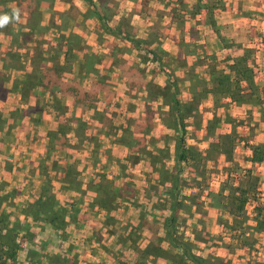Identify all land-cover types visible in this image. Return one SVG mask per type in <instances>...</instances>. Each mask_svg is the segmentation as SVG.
<instances>
[{
	"label": "rangeland",
	"instance_id": "rangeland-1",
	"mask_svg": "<svg viewBox=\"0 0 264 264\" xmlns=\"http://www.w3.org/2000/svg\"><path fill=\"white\" fill-rule=\"evenodd\" d=\"M93 1L95 3H98L99 0ZM126 1L127 0H119L118 2L117 0H100L101 3H105L106 12L102 10L99 14H92L89 12V9H91V0H43L41 2L45 3L42 6L39 7V4L41 2L38 4L39 10L40 8H42L43 10L41 12L38 10L39 15L37 17L31 18L32 22H29V26H26L27 28L24 27V22L26 20L25 5H22L21 3L16 4V2H13V0L10 4L11 7H15L18 9L19 17L17 18L16 24H10L9 28L4 30L7 33H4L3 30L0 31V53L6 56L7 61L6 64V61H0V75H2L3 77V83L6 88L11 86V88L13 89V86L16 85L18 77H23L22 75H24L25 73H29L33 66L34 60L38 57V59L41 60L40 67L42 69H60V72L58 71V73H56L54 70V73H51V75L57 76V78L62 81L59 85H57V89L59 92L56 93V95L62 100L60 106H58L61 107L62 112H58L57 114V112L55 111H50L52 114L49 116L46 115L47 118L43 120L41 118V115L45 113H43L42 108L35 107L34 95H30L28 99L25 101L23 100V102L22 99L18 100L17 97H14L10 95L11 93H9L6 98L2 100V103L0 104V113H2L5 120H9L13 124L15 123L18 129L17 131L15 129H13L12 131L11 140H13L14 142H10L6 138H3L4 141L8 143V145L10 144V147L7 145L9 149L3 146L0 148V164L5 161L6 156L9 157L8 153H10V155L13 154L14 158L17 159L18 163L21 165V170L23 172L21 173L20 177H13L11 175V177L9 176V178L5 175L3 177V174L1 173L0 177L4 179V183L6 182L7 186L9 185L8 182L17 183L20 181V187L23 188V195L28 196L27 200H33V195H39V190H36L37 184L41 182V185L44 179L51 178V191L53 192L54 197L59 202V204L63 206L70 203H75L76 208L78 206L80 209L75 214V219L73 218L72 221L69 218L68 214L66 215L65 213L61 218V221L64 222L63 226L60 227V229L53 230L50 229L49 226L43 225L44 223H42L40 220L36 221L29 219L27 217L28 211L26 212V207L28 205L24 208L23 205L20 204V199L19 204L22 208L17 203L13 204V202L10 201L11 199L9 200V197H13V191L9 192L10 190H6L2 192L3 194L5 193L4 196H6V198L8 199L6 200L4 198L5 200H3V205H1L0 207V212L4 213L3 215L8 216V223L6 226L12 227V223L16 220L19 221L21 226L24 223L25 224L19 229L15 228L16 226H13L10 231V234L15 235L14 245L17 246V248H15V258H9L6 247H4L0 251V264H46L51 256L57 257L54 262L58 264H166V256H168L169 258L172 257L171 253H173V251H170V247L166 246V243H162L164 241H159V236L156 235L158 233L157 231H160L162 233V230H160L162 229V220L164 218H168L169 216V212L167 209L169 200H167L168 196L165 195V193L168 192V188L167 185L165 186L163 182H167L170 175H172L176 170V158H174L175 155L173 154V150L176 147L175 139L176 135L179 134V131H174L170 128V122L172 118L170 119L168 117V119L164 121L163 117L165 115L161 116L163 112H161L160 110H156L157 112L155 113L158 114L160 118L159 123H164V126L162 128L158 127L157 130L154 129L155 127L151 126V132L159 138H156L155 141V138L151 139L150 137L147 139L146 145H141L142 147L145 146V149H149V151H155L156 154L160 156L159 158L161 159V161L156 163V171L152 170V163L149 162V158H153V156H155V153L152 155V152H148V156H146V153L142 152V154L138 156L136 152L139 147H137V143L133 142L132 140L131 150H129V154L126 155L122 149H119L120 147L122 148L123 144L122 141L118 139L119 137H116L114 141L117 142H113L112 144L108 143L109 139H105L104 148H98L97 151L91 153V156L89 155L90 151L88 150L90 146L89 144L84 142V138L82 135L81 137L74 136L76 137V139H73L72 136H68L63 145H55V149L53 148L52 150H49V147H51V141L47 143L44 142L45 144L42 143V140H46L42 138L44 133L47 132L45 131L47 128L55 130L58 123H62L66 119L72 120L73 117L71 116L75 114L79 115V117L87 121V133H89V135L91 136V119L89 118L90 114H88L91 113V105L93 103L91 102V95L90 100H88L87 102H83V96H81V98L79 99H75V93L69 94V98L68 96L63 97L62 95V93L68 91V85L70 84L76 85V87L82 89V91L85 92V88L88 86L91 76H83L85 75L84 73L81 74V72H77L76 69L79 67L77 64L81 61L78 56L74 59H70L69 61H65L63 59L62 52L53 54V48H55L54 44L56 43V38L59 34L64 33V31L67 32L69 29H73V32L76 36L78 35V32L82 38L88 41V48H84L86 49V52L88 51L89 54L91 52V37H96L101 31L108 33L109 36H111L110 38L113 42L125 44L126 40H124V38L127 39V37L129 36L135 38L136 35H138V37H142L141 30L152 28L150 37H159L162 40L166 38V40L168 41L170 37L168 38L169 35L165 30L163 31V29H169L167 26L171 25L174 22L175 31H173L177 33V42H181L178 44L179 46L180 44H184L182 43L183 39L180 40V38H183L184 35H186V37L188 38L189 34L191 36H195L197 34L196 36H198V32H200L204 38H207L208 36L206 31L209 29L208 31L210 32L211 27H214V29L217 28L216 31L219 32H224L225 29V27L216 24L217 21H220V15H218V13L223 14L220 11L221 9L223 10L222 5L225 3L223 0H210L211 3L209 4V8L212 7V13L214 14L213 17L216 22H214V26H212L208 20L205 22L197 18L198 20H195V24L199 26V28H196L197 32L193 30V28H191L192 26H190L194 15H191L190 9L181 7L183 5L185 6V4L188 3L189 0H142V8L139 9L138 7V10H136L137 13H133V11L130 12V10H132L133 8L128 5L129 1H127V3ZM157 3L161 6L160 8ZM179 3L180 7L177 8V5ZM0 9H2L1 6ZM64 13L66 14L64 15ZM91 16L96 19H91ZM66 17H68L69 19ZM95 21L96 25L101 24V29L99 28L98 32L96 30V32L94 33L92 26L93 22L95 23ZM106 24L108 25V28L104 27V25ZM66 27L68 29H66ZM110 27L113 29L123 28V30H119V35H116V33L114 34L113 32H109L108 29ZM193 27H195V25ZM32 28L36 32L30 38L24 37L23 32H29ZM135 30H137V32ZM262 32L264 33L263 28ZM256 33H260V38L254 43V45H252L251 53L259 58L260 53L264 48L263 34L261 36V32L258 29L256 30ZM113 37L116 38V40H114ZM77 38L81 39L78 36ZM207 40H209V42L211 41L210 39ZM204 46L207 47L208 51L211 50V52L213 51L218 53L215 54L216 56L206 54L207 56L204 57V52L203 56H201L199 59H196V64L193 66V69L190 72L186 71L189 68L185 70V76L191 75L192 81L197 86H203L204 84H206L204 75H206L207 77V74H211V72L213 73V71H222L224 73L233 75V72H231L229 66L236 65L237 67H240L241 65H239V63H235L236 60H245L246 66L253 71V94H255L256 101L259 100L258 103L261 102V99L258 95V89H261V91L264 92V77L258 78L259 71L258 69H256L258 64H260V61L255 62L258 63L257 65L255 63L248 64L247 60H249L250 57H253L251 53L249 55L247 52L243 54V56H236V54H232L233 56H229V54L225 55L219 52V50L221 49L220 45L212 44L210 46H207L205 44ZM132 48L135 49V52L137 51L136 53L139 54V58L144 62L143 64L141 63V65L138 66L137 69H143L144 73L146 74H150L153 72L157 74L161 72L169 73L173 71V67L176 68L178 65H180V62L176 63V58H174V63L171 64L173 58L168 53L169 51L174 52V49L173 45L171 47L169 43L162 45L161 47L158 46L155 49L158 60H160L161 62V68L160 63L153 58V53L150 48L146 47L143 44L142 46H140L138 42L136 43V46L132 45ZM152 49H154V47H152ZM173 55V57H176L177 53H173ZM14 56H17L18 59L16 60ZM146 61L148 62L147 66H145ZM8 63L9 65H7ZM129 63L130 60H128L127 65L131 66V64ZM55 65L57 67H55ZM195 66H197L198 68ZM204 66H206V68ZM158 67L160 69H157ZM254 69L257 71L256 73ZM149 71L150 73H148ZM258 80L261 81V86H258ZM115 81L118 82L119 78H116ZM242 83L241 85H243ZM17 87H19V83L17 84ZM113 89L118 90V87L114 86ZM241 89V91H244L246 89L248 90L249 88L243 85ZM240 92L238 94L239 97L236 98L235 101H240L239 99L243 97V94H246ZM106 102V113L109 115V118H106L107 122L109 120L112 123L114 120L116 122H119V120L122 119V116L127 114L128 107H126L125 103H122L120 99L117 100L114 97H110V99L106 100ZM191 102L192 101L190 100V103ZM94 103L99 107L95 108L96 110H94V112H102V103L98 104V102L96 101H94ZM133 103L137 102L133 101ZM83 107H85L86 109H84ZM212 107H214V110H212ZM213 112L216 113L215 115L216 117H218V119H221V124L219 123L220 125H218V127L221 128L220 131H222L223 133H228L230 131V125L228 124V122H230L235 129L234 131L237 132L238 135H240L242 140L245 137H251L249 135L251 128H258L257 126H255V120H253L252 116L249 115L247 118L244 113H241L240 115H242V118H238V111L236 109L229 110V113L231 114V117L233 119L230 118V116L226 117V115L224 114L226 111L224 109H218L214 105H206L202 110H200V112L199 110H190L188 115L185 116L184 121L188 119L190 114L194 116L197 115L198 117L195 118V122L198 124L196 126L192 124L193 128H188L187 132L184 133V136L186 137L187 141H189V144H193V148L196 147L195 149L197 151L200 150V152L204 153L205 149L208 148V146H211L212 142L208 140V137L211 139V133L213 132L212 128H214L219 121H214L215 119L212 120ZM66 113L67 116H65ZM146 114L148 115V113ZM149 116V118L151 119V115ZM208 119H210L211 121L207 124ZM32 121H40L37 130H35V134L30 133V135H33V140L36 139L38 141V144H36L34 148H37L38 150L40 149V151L43 150L41 151L40 156H38V163L42 165L36 164V166H34V163H31L28 166L22 156L24 150L27 149L25 148L26 145L24 143L27 142V139H29L30 135H28V132L31 131H27V129H25V131L23 128L29 127ZM44 121L45 123L43 124L42 122ZM154 123L158 125L157 120L154 121ZM192 123L194 122L192 121ZM184 125H186L185 122ZM165 127L167 129V132L165 131ZM104 129V133L105 131L107 132V128ZM110 129H112L111 125L109 127V130ZM20 130H24V132H19ZM96 130L97 129H95V131ZM132 130L136 132L135 128H133ZM130 131H124L126 132L124 136L125 138H131L133 135H135L134 132L133 134H131ZM262 131L263 130L261 129V132ZM168 134L170 136H168ZM164 135L169 137L167 139L170 151L168 154L157 153L158 150L153 147L154 142H157L158 139H160V141H164ZM0 137H2V135H0ZM20 137H22L23 143L20 142ZM78 139L81 140L79 141ZM158 144L162 145L161 142H158ZM61 146H68L70 147V149L69 151L63 148L59 149V147ZM108 149H113V154L118 155L117 157H122V161L117 163L113 158H106L105 155L112 152ZM141 150L143 151V149ZM44 151H46L45 154ZM91 151L94 150L91 149ZM71 153L73 154V157L70 156ZM56 155H58V161H55L54 163H56L58 167L54 166L49 172H47L48 170L44 169L45 159H43V162L41 163L42 158L45 156L53 157ZM112 157L115 156L113 155ZM146 158H148V160H146ZM162 160L165 163H162ZM50 162L51 161L49 160L45 162L47 167H49ZM214 163L217 164L219 170L222 169V159H220V157H218L217 160L214 161ZM232 164L233 163L228 164L226 168L228 170L223 171L225 172L223 181L225 180L226 183L231 182L236 186L237 183H239L238 175L240 174L238 173V175L236 176L235 174H231V171L237 173V170H239H233ZM200 165L201 164L199 162L197 169H193L191 164L185 168L182 165V172L180 173V179L182 181L180 186V196L183 198V201L182 206L180 205L179 209L177 210L175 225L177 227L178 237L191 243L194 246L193 252H195L196 255L206 257L209 261V264H219V261L213 258L209 260L208 256H205L207 249L211 247V245H215L216 241H219V239H216V237L214 236L215 234H210V232L208 231L198 229L197 227L200 226L192 222V220L197 219V215L205 211L204 203H201V197L207 199L209 198L207 196L208 192L217 193L222 189L223 186H218L217 188H215L216 191L209 189V187L213 188L215 186L214 184H216L217 182L220 183V181L218 180H220L222 173L215 174L211 169L210 164L202 168H200ZM85 166L88 167V173L86 172ZM62 171L65 173V178H61L63 174ZM77 171L79 174H77ZM53 173H55V175ZM92 176L95 177L91 180ZM98 177L100 179L109 180L111 178H114V181L118 183L117 185L119 186V188L123 190V198L118 197L119 202H117L116 204V206H119V208H112V215L106 218L107 221L104 220L111 226V229L108 230L109 232H111L109 236H113L112 238L109 237L111 238L110 242H107L109 241V238L105 237L104 235L102 236V233L100 232L99 224L97 223V221H100V216L97 219L96 214L91 216V212H87L88 204L86 205V199L88 201V198H90V196L87 197L88 190L91 194V186L96 184L95 181L96 179H98ZM120 178L121 180L119 181ZM164 178H166L167 181H163ZM256 180H258V178ZM69 181L72 186L69 185ZM258 182L259 183L257 184L249 181V185L254 186L256 184V187H264V182L262 179L258 180ZM220 184H222V182ZM76 186L79 189L78 192L71 191L75 190ZM63 191H67V196L63 195ZM81 193H83L86 197V199L83 200L85 201V205H83V202L76 200L78 196H82ZM257 193L259 194L257 195ZM226 194L227 191H225V195ZM255 196L257 197L256 199H260L261 197H263V190H261V192L260 190H257ZM124 197L129 198V200L126 201V204ZM209 202L210 203H208V206H212L211 200H209ZM250 206V204L246 205L244 210V217L248 218V222L250 220ZM127 208H129L128 211H126ZM214 208L218 209L216 207ZM219 212H221L222 221L227 219H230L232 221L227 213H224L221 210H219ZM24 215H26L25 217H27V221L24 220L26 219L24 218ZM120 216L122 221H134L135 219L139 221V219H141L143 223L145 222V230H143V233L141 234V236H144L141 237L139 234H137V230L133 229L135 227L134 225L136 224H131V226L129 225V221L128 224H120L121 221H118ZM95 217L96 219H94ZM114 217H117L116 221L114 220ZM155 218H158V221ZM26 223L27 225H29V227H26ZM96 223L98 224V227L94 228L97 226H95ZM243 224L246 226L245 223ZM126 227H130V229L127 230ZM240 227L242 228V230L245 229L244 232L246 234L249 233L246 227ZM45 228H47L46 231ZM117 228H119L120 230ZM48 229H50V231ZM238 231H240V229L235 231L236 235H239ZM114 232H117V234H115ZM155 236L157 237L155 238ZM243 237L246 236L244 235ZM145 238L151 240L150 244L153 245L154 248H156V250L153 248V251H156L157 255L155 254V252L147 253L142 251L144 249L143 240ZM247 239L249 243L244 241L243 238L238 237L235 239L236 242H230V244H233L229 245V248L235 249L237 248V244H239L240 247L243 244H255V242H251L249 238ZM159 244L161 245L160 247L163 246L162 248H160L161 251L157 250ZM263 260L264 258L262 256H257L255 258V261L259 264H264ZM256 262H253V264H256Z\"/></svg>",
	"mask_w": 264,
	"mask_h": 264
},
{
	"label": "crops",
	"instance_id": "crops-1",
	"mask_svg": "<svg viewBox=\"0 0 264 264\" xmlns=\"http://www.w3.org/2000/svg\"><path fill=\"white\" fill-rule=\"evenodd\" d=\"M118 1L119 0H117V2ZM127 1H129L128 5L133 8V9L131 8L132 10H130V12L133 11V13H137L136 10H138V7H139V9L142 8V0H127ZM127 1H126V3H127ZM223 1L225 2L222 5L223 10L222 9L220 10L221 13H223V14L218 13V15H220V21H217V22L215 21V19L213 17L214 14L212 13V7L210 9L211 10L210 16L208 14L209 12L204 8H201V10H199V12L193 11L194 5L197 2V0H189L188 3L185 4V6L184 5L181 6V7L190 9L191 15H194L192 22L190 23L191 24L190 26H192L191 28H193V30L196 31L197 30L196 28H199V26H197L195 24V20H198V19L203 20L205 22L208 20L210 23H211V21L216 22L217 25L225 27V29H224V32H221V31L215 32V30L211 27L210 32H209L208 31L209 29L207 30L205 28L207 30L206 31L207 36H208L207 38H204L200 32H198V34H199L198 36H196L197 34L195 36H191L189 34L188 38L186 37V35H184L183 38H180V40L183 39L182 43H184V44H180L179 46H178V44L181 42H179V43L177 42L178 36H177V33L174 32L175 31L174 30V27H175L174 22L171 25L167 26L169 29H163V31L165 30L167 32V34L169 35L168 38L170 37L168 41L166 40V38H164V40H162L159 37H155V38L150 37L151 32H152V28L141 30L142 37H138V35H136L135 38H132L129 36V37H127V39L129 41L126 38H124V40H126L125 44L113 42L112 39L110 38L111 36H109L108 33L101 31L98 33V35L96 37H91V52L89 54H88V51L86 52V49L84 48V47H87L88 41L85 40L84 38H82L80 36V34L77 32V34H78L77 36L81 38L80 39V43H81L80 51L79 50L73 51V54H77L75 56H78L81 60V62L78 63L77 65L80 66V64L83 61L85 54L88 55L90 57V60H91L90 61L91 68H86L87 66H84L85 64L83 63V65H82L84 67L83 69H80L79 67L76 69L77 72H81V74L84 73L85 75H83V76H91L90 81L88 83V86L85 88L87 93H89V95H91V102H93L91 105V113H88V114H90L89 118L91 119V123H90L91 124V136L89 135V133H87V127H85L84 131L82 132L84 142L89 144V146H90V148H88V150L90 151V154H89L90 156H91V153L97 151L98 148H100V147L104 148L105 139L106 140L109 139L108 143L112 144L113 142H116V141H114L116 139V137H120L123 134H125V133H123L124 132L123 130L130 131L133 128H135L136 132H134V130L130 131L131 134H133V132L135 134L130 139L133 142L137 143V147H139V149H137L136 154H138V156H139L143 152V153H146V156H148L147 155L148 152H152L151 153L152 155L155 153V156H153V158H149L150 159L149 162L152 163V165H151L152 170L156 171L157 170L156 169V166H157L156 163L161 161V159L159 158L160 156H158L155 151L154 152L149 151V149H145V146L142 147L141 145H146L147 139L150 137H151V139L155 138V141H156V138H159V137H156L155 134L151 132V129H152L151 126L155 127L154 129H156V130L158 129V127L162 128L164 126V123L163 124L159 123L160 118H159L158 114H156L155 112H157L156 110H160L161 112H163L161 114V116L165 115L163 117V120L166 121L168 119V115H167L168 114V106L165 105V103L158 97L150 99L148 92L145 91L144 85L153 84V85H158V86L163 87L166 83V80H170L172 82H175L177 85L178 98H179L180 102L181 103H187L188 105H191V111L192 110L193 111L199 110V112H200V110H202L204 106L214 105L218 109H224L226 111L224 113L226 115V117L230 116V118H232L231 114L229 113V110L236 109L238 111V113H237L238 118H242V115H240L241 113H244L245 116H247V118L250 115V116H252L253 120H255V123H254L255 126L258 127V128H254V127L251 128V131L249 133V135L251 137H245L242 140L240 135H238V133L234 131L235 129L231 125L230 122H228V124L230 125V131L228 133H223L222 131H220L221 128H219L218 125L221 124V122H220L221 119H218V117H216V115H215L216 113L213 112L212 120L215 119L214 121H218V120L219 121L217 122V125L214 128H212L213 132L211 133V139L208 137V140L212 143H211V146H208V148L205 149L204 153L200 152V150L197 151L195 149L196 147L193 148L192 147L193 144H189V141H187V139L185 137L186 145L198 152L200 164H201L200 168L206 167L207 165L210 164L211 169L214 171L215 174L222 173L220 180H218V181H220V183L222 182V184L217 182L216 184H214L215 186L213 188L209 187V189L216 191L215 188H217L218 186H223L226 183L225 180L223 181V177L225 175V172H223V171L228 170L226 168H227V165L230 163H233L232 164L233 170L239 169V170H237L238 171L237 173H234L233 171H231L232 175L235 174V176H236V175H238V173L240 174V175H238L239 183H237V185H236L237 187H239L241 189H246L249 186V181L252 183L254 182V183L258 184L259 183L258 180L262 179L264 182V157L261 161H253L252 160V152H251V146L252 145L264 146V92L261 91V89H258L259 90L258 95H259V98L261 99V102H259V103H258L259 100L255 101V103L249 101L250 99H253V93H251V91L249 89L241 91L240 93H246V94H243V97H241V99H239L240 101H235L236 98L239 97V95H236V96H229V95H225V94L216 95L215 93L210 92L211 89H213V88L211 85L209 73L207 74V77H206V75H204V78L206 79V84H204L203 86L202 85L197 86L192 81L191 75L190 76L184 75V73L186 71L190 72L193 69V66L196 64V59H199L201 56H203L204 52H205L204 57H206L209 54L216 56L215 54H217L218 52H213V51L211 52V50L208 51L207 47L204 46L205 44L207 46H210L212 44L220 45L221 49L219 50V52H221L225 55L229 54V56H231L232 54H236V56H243V54H245L247 52L250 55L251 50H252L251 49L252 45H254V43L260 38V33H256L257 29L261 32V36L263 34V43H264V33L262 32V28L264 30V0H223ZM202 2L207 3V0H202ZM44 3L45 2H41L39 4V7L42 6ZM90 3H91V9L88 8L90 10L89 11L90 13H92V14L98 13L99 14L102 10L104 12H106L104 2L101 3L99 0L98 3H95L93 0H91ZM158 3H160V2H158ZM158 3H157V5H159ZM209 4L207 7L208 9H209ZM178 5H177V8L180 7V3ZM39 7L35 6L34 8L36 11H38ZM160 7L161 6L159 5V8ZM174 8H176V7H174ZM42 10L43 9L40 8L39 11L41 12ZM172 10H175V9H172ZM27 14H28V11L26 8L25 9V15H26L25 22L26 21L27 22L26 23L24 22V24H25L24 27H26L27 24L29 23V21L27 19ZM65 14L66 13H64V15ZM66 18H68V17H66ZM91 19H96V18H93V16H91ZM193 24L195 25V27H193L194 26ZM100 25H96V21H95V23L93 22L92 28L94 30L93 31L94 33L96 32V30L98 32L99 28L101 29ZM104 27L108 28V25L106 24V25H104ZM66 29H68V28L66 27ZM109 29H113V28L110 27ZM121 29L123 30V28L113 29V33L114 34L116 33V35H119L118 31ZM133 29H134V27H133ZM184 29H185V26H184ZM216 30H217V28H216ZM135 31L137 32V30H135ZM67 32L68 33L70 32V33L75 35V33L73 32V29L72 30L69 29ZM67 32L64 31V33H62V34H67ZM4 33H7V32L4 31ZM252 35H254V36H252ZM218 36L223 38L225 40V42L227 43L226 45H229V46L224 47L221 44L222 43L221 38L219 39ZM113 39L116 40V38H114V37H113ZM207 39H210L211 41L209 42V40H207ZM132 40L137 41L140 46H142V44H143L146 47L150 48V50L152 51V53L154 55V59L160 63V68L162 66H161L160 60H158V57L156 55V50H155L156 47H158V46L161 47L162 45H165L168 43L171 45V47L173 45L174 52H171V51H169V53L167 52L173 58V60L171 61V64L174 63V58H176V63L180 62L181 66L178 65L176 68L173 67V71H171L169 73L161 72L159 74H157L155 72L150 73V71L148 72L150 74H146V73H144L143 69L138 70L137 69L138 66H140L141 63L143 64L144 62L141 61V59L139 58V54L136 53L137 51L135 52V49L132 48V45H133L131 42ZM196 40H198V41H196ZM204 42H206V43H204ZM112 47H113V51H112ZM152 47H154V49H152ZM195 49H196V51H195ZM211 49H212V47H211ZM169 50H171V49H169ZM76 52H78V53H76ZM167 53H165V54H167ZM173 53H177V56L173 57L174 56ZM254 56L255 55H253V57H250L249 60H247V63L252 64V63H255L257 61H260V64L255 63L256 65L258 64V66L256 67V69H258V71H259L258 78L264 77L263 76V73H264V48H263V51L260 53L259 58H257L256 56L254 57ZM232 58H234V57H232ZM3 59L5 60L6 56L4 54L0 53V61H2ZM128 60H130L129 64H131V66L127 65ZM147 65H148V62L146 61L145 66H147ZM195 67H197V66H195ZM204 67L206 68V66H204ZM160 68L158 67L157 69H160ZM187 68H189V69H187ZM256 72L257 71L255 70V73ZM116 78H119L120 82L115 81ZM134 83H138V84L141 83V85H143V86H140L139 88H129V84L133 85ZM242 84L245 85V87L247 86L245 82H243ZM255 84H256V81H255ZM257 84H258V86L262 85L261 81H259V80L257 81ZM114 86L118 87V90L113 89ZM200 87H202V88H200ZM74 88H76V85L71 84V90H72L71 93L72 92L75 93ZM7 89H8L7 90L8 92L6 93L4 98H6V96L9 93H11L10 95L17 97L18 100L21 99L18 92H12L11 91V86L8 87ZM62 95H63V97L68 96V98H69V95H66L65 93H62ZM110 97H114L117 100L120 99L121 102L125 103V106L128 107L127 114L122 116V119L119 120V122L118 121L116 122L114 120L112 123L110 120L108 122L106 120L107 117L109 118V115L106 113V104L105 103H107L106 100L110 99ZM4 98L0 99V104L2 103V100H4ZM181 98H183V99H181ZM95 99H97V100H95ZM190 100L192 101L191 103H190ZM94 101L98 102V104L102 103V105H103L102 112L101 111L100 112H98V111L94 112V110H96L95 108H99L97 106V104L94 103ZM133 101H136L137 103H133ZM83 108L86 109L85 107H83ZM29 109H30V106H29ZM92 110H93V112H92ZM98 110H100V109H98ZM212 110H214V107H212ZM42 111H43V113H45V114L41 115V118L44 120L45 118H47L46 115L49 116L52 114L51 112H53V109L49 108V106H47V107H43ZM146 113H148V115ZM149 115H151V117H152L151 119L149 118L150 117ZM65 116H67V113ZM71 117H73V119L71 120V124L73 126H74V122L76 119H81L85 123L87 122V121H85V119H82L81 117H79V115H76V114L71 116ZM100 117H101V120L99 119ZM196 117H198V116L197 115L194 116V115L190 114L188 119L184 121L186 124V125H184V133L187 132L188 128L189 129L193 128L192 124L194 126H196L198 124L195 122ZM197 119H200V118H197ZM156 120L158 122V125H156L154 123V121H156ZM192 121L194 123H192ZM203 121H204V119H203ZM210 121L211 120L208 119L207 124ZM103 122L104 123L107 122L109 124L107 129H106L107 132L105 131V133L103 131L101 132V130L104 129L103 128V126H104ZM42 123L44 124L45 121ZM38 124H40V121H32L30 123L29 127H27V128L25 127L23 129L24 130L27 129V131L31 130L30 132H28L29 133L28 135H30V133L35 134V130H37ZM86 125H87V123H86ZM110 125L112 127V129H110L111 131L109 130ZM10 126H12V127H10ZM221 126H223V125H221ZM13 129H15L16 131L18 129V127H16L15 123L13 124L9 120H5L4 128L0 132V135H2V137H0V148L2 146L8 148L7 147L8 143L5 142L3 138H6L10 142H14L13 140H11ZM49 129L50 128H47L45 131H47ZM95 129H97V130L95 131ZM261 129L263 130L262 132H261ZM24 130H20L19 132H24ZM166 130L167 129L165 127V131ZM172 130L176 131L177 128L174 126L172 128ZM194 132H195V130H194ZM163 134H167V133H163ZM220 135H232L234 138L233 144L231 146V151L228 154H225V153L223 154V153L219 152V150L217 148V143H219ZM247 135H248V133H247ZM69 136H72L73 139L74 138L76 139V137H78V136L81 137V134L75 135L72 133ZM74 136H76V137H74ZM168 136H170V135L168 134ZM168 136H166V135L163 136L164 141H160V139H158L157 142H154L153 147H155L158 151H161V152L157 151V153H162V154L167 153L168 154L170 152L169 151V144L167 142V139L169 138ZM20 138H21L20 142H22V137H20ZM42 139H46L45 141L42 140L43 144L49 142V140L46 136V133H44ZM78 140L80 141L81 139H78ZM1 142L5 143V144H2ZM37 142L38 141L36 139L33 140V135H30L29 139H27V142L24 143L26 145L25 148H27V149L24 150V152L22 153V156L24 158L25 163H27L28 166L31 163H34V166H36V164L37 165L40 164V163H38L39 162L38 156H40L41 151H43V150L40 151V149L38 150L37 148H34L36 146V144H38ZM158 142L159 143L161 142L162 145L158 144ZM140 143H144V144H140ZM8 146L10 147V144ZM131 147L128 148V147L122 145V148L120 147L119 149H122L126 155V154H129V150H131ZM60 148H63L67 151H69V149H70V147H68V146H66V147L61 146V147H59V149ZM91 149L94 151H91ZM141 149H143V151ZM108 150L112 151V152L107 153L105 155L106 158H108V157L113 158L116 162L122 161V157H117L118 155L113 154V152H114L113 149H111V150L108 149ZM0 152H1V149H0ZM45 153H46V151H44V154ZM176 153H177V146L173 150V154L176 155ZM112 154L115 157H112L113 156ZM8 156L9 157L6 156L5 161L0 164V173L3 174V177H4V175L7 176L8 178L10 175L13 177H16V176L20 177L21 173L23 172L21 170V165L18 163V160L14 158L13 154L10 155V153H8ZM70 156L73 157V154L71 153ZM0 157H1V155H0ZM218 157H220V159H222V169L221 170H219L217 164L214 163V161L217 160ZM174 158H175V156H174ZM43 159H45L44 160V166H45L44 169L48 170L47 172H49L52 169V167H54V166L58 167L56 165V163H54L55 161H58V155L53 156V157L45 156L42 158L41 163L43 162ZM48 160L51 161L49 164V167H47V165L45 164V162ZM146 160H148V158H146ZM163 162L164 161L162 160V163ZM190 164L191 163H182L184 168ZM40 165H42V164H40ZM236 166H237V168H236ZM192 167H193V169L198 168V167H194V166H192ZM85 169H86V172L88 173V167L85 166ZM24 172H25V170H24ZM241 173H242V175H241ZM53 174L55 175V173H53ZM77 174H79L78 171H77ZM94 177L92 176L91 180ZM241 177H243V178H241ZM61 178H65L64 172H63ZM257 178H258V180H256ZM106 180H109V179H100L98 177V179H96V181H95L96 184L91 186V191H93L94 189H96L97 191H101L104 188V185H102V184H105ZM112 180H114V178L110 179V181H112ZM120 180H121V178L119 179V181ZM163 181H167V179L164 178ZM114 182L116 184H118L116 181H114ZM40 183L36 185V187H37L36 190L40 189V187H41ZM50 183H52L51 178H50ZM163 183L165 186L167 185V188H169L170 184L168 181L163 182ZM0 184H2V186H0V194L2 195V197H4L6 200H8L6 198V196H4L5 193L3 194L2 192L6 191V190H10L9 192L13 191V193H14L13 197L12 198L9 197V200L11 199L10 201L13 202V204H15V203L19 204V199H20L21 200L20 204L23 205L24 208H25V206L28 205V203H33V200H36L38 197L37 196L38 194H36V195H33V198H32L33 200H27L28 196L23 195V193H22L23 188L20 187V181L17 183H15V182L9 183L8 182V184L10 186L9 185L7 186L6 185L7 183L6 182L4 183V179H2L0 177ZM251 187L254 189L255 193L257 190H260V192H261V190H263V197H261L258 200L262 204H264V187H258V186L256 187V184L254 186H251ZM104 190H105V188H104ZM71 191L76 192L75 190H71ZM62 193L65 196L67 194V191H63ZM92 193L93 192H91V195H90L89 190H88L87 197L92 196ZM224 194H225V190H224ZM258 194L259 193H257V195ZM81 195L82 196H78L76 198V200L83 202V205H85L84 204L85 201H83V200L86 199V197L84 196L83 193H81ZM101 195H104V193L98 192L97 198L99 199V204L95 203V202H93V204H92L90 198H88V201L86 199V205L88 204L87 212L88 213L91 212V216L96 214L97 219L100 216V218H99L100 221L99 222L97 221V223L99 224V228H100V232L102 233V236L104 235L107 238H109V237L112 238L113 236H109V234L111 232L108 231L111 229V226L109 223L107 224V222H105V221H107L106 218H108L112 215L111 214L112 208H115V207L119 208V206H116V204H117V202H119V200H118V198H116V201H115L116 203L113 204L112 200H110V199L104 200ZM124 199H125V204H126V201L129 200V198L124 197ZM167 200H168V197H167ZM256 201H257V199H256ZM256 201L249 200L246 204V205H249V204L251 205L250 206L251 211L249 214L250 218L252 216L253 207L256 204ZM201 203L202 204L204 203L205 211L201 214H198V215L196 214L197 219H193L192 222H194L195 224L200 226V227H197L198 229H203V231H208V232H210V234H215L214 236L216 237V239H219V241H216L215 245L214 244L211 245V247H209L205 253V256H208L209 260H211L213 258V259L219 261V264H225V263L226 264H253V262H256L255 258L257 256L258 257L262 256L264 258V231L257 232V233L249 232V233L245 234L246 236L252 234L251 236L253 238H255V240H256L254 245L247 246V245L243 244L240 247L239 244H237L236 245L237 248H235V249L229 248V245L233 244V243L230 244V242H236L235 239L233 238V235L235 233L234 230H230L227 227H225L223 224L219 223L218 218L221 215V212H219V209H215L212 206H208V203H209L208 198L204 199V197H201ZM21 205H20V207H21ZM102 205H105L109 209L110 212H108L106 214L104 212V209L102 208ZM77 208H78V210L80 209L79 207H77ZM128 210H129V208L126 209V211H128ZM121 216L118 219V221L119 220L121 221L120 224H123V223L128 224V221H129V223H130L129 225H131V224L133 225V224H136L138 222L136 219L134 221H131V220L122 221ZM96 217L94 219H96ZM116 218L117 217H114L115 221L117 220ZM155 219L158 221V218H155ZM244 219L248 220L247 217H244ZM227 221L229 222L230 219H227ZM97 223L95 224V226L96 225L97 226L94 228L98 227ZM130 227H126L127 230H129ZM161 227H162V224H161ZM117 229H119V228H117ZM91 230H92V227H91ZM119 230H117V231H119ZM143 230H145V228L142 229V232H137V234H139L141 236V234L143 233ZM114 233L117 234V232H114ZM157 235L160 236L162 234L159 231L157 233ZM143 236L144 235H142L141 237H143ZM111 238H109V241H107V242H110ZM147 240L148 239H146V238L143 240V242H144L143 246L148 242ZM251 247H253V248H251ZM256 264H259V263L256 262Z\"/></svg>",
	"mask_w": 264,
	"mask_h": 264
},
{
	"label": "trees",
	"instance_id": "trees-1",
	"mask_svg": "<svg viewBox=\"0 0 264 264\" xmlns=\"http://www.w3.org/2000/svg\"><path fill=\"white\" fill-rule=\"evenodd\" d=\"M43 0H13V2L21 3L22 5H25L27 8L28 14L27 19L29 22L31 21V18L37 17L39 15V11L35 10V6H38V4ZM12 0H0V6L2 9H0V17L7 15L8 21L4 23L3 25H0V31L5 30L9 28L10 24L14 25L17 22V18L19 17L18 9L15 7H11ZM210 0H207V3H203L202 0H197V2L194 5L193 11L201 10V8L206 9L209 13L211 12V8H207L208 4L210 3ZM91 4V3H90ZM97 14V13H95ZM64 16V15H63ZM211 25L214 26V22L211 21ZM29 26V23L27 24ZM2 28V29H1ZM214 29V27H213ZM215 32L216 29H214ZM110 32H113V29H109ZM36 31L34 29H30L29 32H23L24 37L30 38ZM220 39L221 37L218 36ZM134 46H136V41H131ZM221 42L224 47H227L229 45H226L227 43L223 38H221ZM55 48H53V54H57L59 52H62L63 59L65 61H69L70 59H74L75 56L73 54L74 50H80L81 43L80 39L77 38L76 35L72 33L67 34H59L56 38V43L54 44ZM16 55V54H15ZM14 58L17 60V56H14ZM36 58V57H34ZM154 58V55H153ZM38 59V57H37ZM34 60L33 66L29 73H25L22 75L23 77H18L16 81V85L13 86V89L11 88L12 92H18L20 98L22 101L27 100L30 95H34L35 98V107L43 108L49 106V108H52L53 111L62 112L60 103L62 100L56 95L58 91L57 85H59L62 81H60L57 76L51 75V73H54V70L56 73L58 71L60 72V69H41L40 67V59ZM4 60V59H3ZM6 59L4 60V62ZM81 62V61H80ZM79 62V63H80ZM7 61L5 62V64ZM83 63L84 66H87L86 68H91L90 64V57L85 54L82 63L80 64L79 68H82ZM235 63H239L241 65L240 67H237L236 65H230L229 68L231 69V72H233V75L224 73L222 71H213L210 74V81L212 88L210 92L215 93L216 95H229V96H236L239 94V92L242 90L241 83L247 82L246 85L251 91V93H254V89L252 86H254L253 83V74L252 70L249 69V67L246 66L245 60H236ZM9 65V63L7 64ZM5 65V66H7ZM55 67H57L55 65ZM19 83V87H17V84ZM140 86H143L138 83L129 84V88H139ZM145 91L148 92L149 98H160L165 105L168 106V117L172 120L170 122V128L172 129L174 126L177 128L176 131H179V134L176 135V146H177V153L175 155L176 158V170L173 172L172 175L168 178L169 181V188L168 192L165 193L166 196H168V211L169 216L168 218L163 219L162 224V235H158L159 241H164L162 243H166V246L170 247V251L173 253L172 257H167L166 264H209V261L206 257H203L201 255H196L195 252H193V245L189 243L188 241L178 237L177 234V227L175 225L176 220V214L177 210L179 209L180 205L182 206V197L180 196V186H181V179H180V173L182 172V163H191L192 166H198V163L200 162L198 152L192 149L191 147L186 145V139L184 136V118L191 110V105H188L187 103H181L178 98V90L177 85L175 82H172L170 80H166V83L163 87L153 84L144 85ZM8 89L3 83V77L0 75V99H3ZM71 84L68 85V91L65 92V94H71ZM75 91V99L81 98V96L84 97L83 102H87L90 100V95L87 93V91L83 92L82 89L76 87L74 88ZM62 92V91H61ZM74 93V92H72ZM255 94H253V99H250V102L255 103ZM23 101V102H24ZM40 104V105H39ZM43 104V105H42ZM39 105V106H38ZM101 120V117L99 118ZM214 120V119H213ZM173 123V125H172ZM5 124V119L2 113H0V132L3 130ZM104 126L103 128L108 127L107 122H103ZM85 127H87L86 123L82 121L81 119H76L74 122V126L71 124L70 119H66L62 123H58L55 130H47L46 136L51 141V147H49V150H52L55 145H63L64 141L68 138L70 134L75 135H82V132L84 131ZM104 132V129L101 130V132ZM127 131V130H123ZM126 133V132H123ZM125 134L120 136L118 139L122 141V145L130 148L132 145V141L130 138H125ZM233 136L232 135H220L219 137V143H217V148L219 152L228 154L231 151V146L233 144ZM117 142V141H116ZM251 152H252V160L253 161H261L264 157V146L261 145H252L251 146ZM196 154V155H195ZM119 163V161H117ZM164 177V176H163ZM2 184H0L1 186ZM69 185H71L69 181ZM104 185V189L101 191H97L94 189L92 192V196H90L91 203L93 202L99 204V199L97 198L98 192L104 193V195H101L104 200L110 199L113 201V204L116 202V198L122 197V190L119 188V186L114 182V180H106ZM72 186V185H71ZM225 188V189H224ZM76 192H78V187L76 186ZM224 190L227 191V194H224ZM118 192V194H117ZM91 195V194H90ZM256 193L254 189L249 185L246 189H241L239 187H236L233 183H225L222 187V189L217 192H208L207 196L208 199L211 200V205L213 207L218 208L219 210L223 211L224 213H227L229 217L232 219L229 222L227 220H221V215L219 216V223L223 224L225 227H227L230 230L237 231L240 229L239 235L234 233L233 238L236 239L238 237L243 238L244 241L248 242V239L251 240V242H255V238H253L251 235L246 236L244 230L240 226L246 227V229L249 232H261L264 231V204H262L260 201H256ZM100 196V197H101ZM4 197L0 194V207L3 205ZM98 200V201H97ZM249 200L256 201V204L253 207V213L249 220V222L244 219V210L247 202ZM258 200V199H257ZM210 203V202H209ZM29 207V208H28ZM71 207V208H70ZM78 207V206H77ZM28 208V209H27ZM73 208V209H72ZM102 208L104 209V212L107 214L109 209L102 205ZM28 211L27 217L31 220H40L43 225H47L50 227V229H60V227L63 226V221H61L62 216L66 213L68 214L71 221L73 220L75 214L78 212V208H76L75 203H70L67 205H60L59 202L55 199L53 192L51 191V183L50 178H46L43 180L41 187L39 189V195L36 200L33 201V203H28V206L26 207V212ZM25 212V213H26ZM4 213L0 212V251L6 247V251L8 253L9 258H15L16 255V249L17 246L14 245L15 235L10 234L12 227L16 226L15 228L19 229L21 226L19 221H14L12 223V227H7L8 223V216L3 215ZM26 216V215H25ZM25 221H27V217H25ZM239 218V219H238ZM75 219V218H74ZM24 221V222H25ZM245 223L246 226L243 224ZM238 224V225H236ZM145 222L143 223L141 219L134 225L135 227L133 229L137 230V232L142 231L144 228ZM7 227V228H6ZM26 227H29L26 223ZM50 229H48L50 231ZM47 228H45V231ZM159 232V231H158ZM157 235V234H156ZM246 237H243V236ZM157 236H155L156 238ZM148 242L144 245V249L142 251L151 253L156 251H153V245H151V240L148 239ZM159 244L157 247V250L161 251ZM251 246V244L247 245ZM156 250V248H154ZM165 256V255H164ZM164 257V258H166ZM57 259V257H50L46 264H58L55 263L54 260ZM136 264V263H135Z\"/></svg>",
	"mask_w": 264,
	"mask_h": 264
},
{
	"label": "clouds",
	"instance_id": "clouds-1",
	"mask_svg": "<svg viewBox=\"0 0 264 264\" xmlns=\"http://www.w3.org/2000/svg\"><path fill=\"white\" fill-rule=\"evenodd\" d=\"M7 21H8V16L7 15H4V16L0 17V25H3Z\"/></svg>",
	"mask_w": 264,
	"mask_h": 264
}]
</instances>
